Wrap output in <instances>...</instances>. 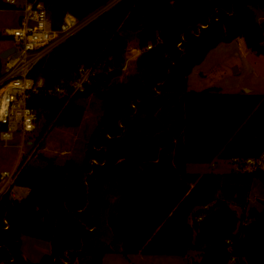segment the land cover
<instances>
[{"label": "trees", "instance_id": "trees-1", "mask_svg": "<svg viewBox=\"0 0 264 264\" xmlns=\"http://www.w3.org/2000/svg\"><path fill=\"white\" fill-rule=\"evenodd\" d=\"M39 1L54 28L65 12L83 19L108 6L28 73L51 88L67 85L80 65L92 66L83 91L68 97L40 90L27 105L43 129L78 127L84 114L78 101L90 96L101 114L81 161L38 154L39 164L19 169L14 185L26 193L8 191L0 201V263L102 264L114 251L177 257L193 251L192 264H228L231 257L232 264H264V200L245 216L219 197L227 193L245 205L254 177L264 187V170L187 171L264 150V93L187 87L194 66L220 43L242 38L264 54V21L253 11L264 0ZM0 9L15 6L0 0ZM132 37L139 54L124 72ZM2 40L13 38L0 29ZM217 207L228 214L226 228L207 238L197 217ZM22 236L47 241L49 252L28 260Z\"/></svg>", "mask_w": 264, "mask_h": 264}, {"label": "rangeland", "instance_id": "rangeland-1", "mask_svg": "<svg viewBox=\"0 0 264 264\" xmlns=\"http://www.w3.org/2000/svg\"><path fill=\"white\" fill-rule=\"evenodd\" d=\"M253 11L258 21H264V8L253 7ZM16 20L17 11L15 9H0L1 30L4 31V28L14 27ZM8 44L12 46L9 41H0V49ZM136 48V41L132 37L125 54L124 72L133 70L134 59L139 54L136 53ZM198 70H202V74H198ZM194 78L199 80L194 81ZM194 82L197 84H194ZM192 85L201 88L221 86V90L225 92L244 91V88H250L254 92L264 93V54L248 49L242 38H236L228 43H220L207 53L200 67L194 66L189 75L188 90L192 91ZM78 102L84 107L83 118L78 127H52L49 124L43 129L45 124L41 118L36 124V129L28 133L22 149L19 148L21 141L17 138L8 143L0 141V170H12L21 155L26 159L30 153H32V156L28 164L33 165L40 163L37 157L38 154L53 157L57 163H62L68 158L77 162L81 161L89 138L100 117L101 108L99 100L94 96ZM19 150H23L25 153H20ZM187 171L192 173L207 171H213L217 174L235 173L234 165L230 160H219L214 166L211 164H190L187 166ZM24 190H26L24 187L13 185L10 195L22 194ZM226 195L227 193H219V197L225 198L237 215L244 212L246 216L248 209H261V201L264 200V187L261 180L254 177L246 194L245 205L234 199L227 198ZM21 245L23 253L30 261L39 260L44 253L49 251V243L47 241L29 236H22ZM197 259L198 253L193 251L189 252L185 257L170 255L150 256L139 253L123 255L114 251L108 252L103 256L102 264H192V261Z\"/></svg>", "mask_w": 264, "mask_h": 264}, {"label": "built area", "instance_id": "built-area-1", "mask_svg": "<svg viewBox=\"0 0 264 264\" xmlns=\"http://www.w3.org/2000/svg\"><path fill=\"white\" fill-rule=\"evenodd\" d=\"M5 1L15 6L18 23L14 27L4 28L5 34L13 38L12 46L15 47V52L4 59L2 66L0 124L3 125V129L0 130V141L8 143L17 138L21 141L19 148L22 149L28 133L36 129L38 121L37 110L27 105L30 95L43 90L48 94L54 93L59 96L68 95L71 97L77 91H83L95 72L92 66L80 65L74 79L67 83L68 86L64 81H61L54 87L44 88V79L42 77L32 78L28 74L30 69L52 49L78 32L108 5L83 19H79L70 12H65L59 26L54 28L49 13L41 1ZM13 43L15 44L13 45ZM150 47L151 45H147L146 48ZM19 152L25 153L23 150H19ZM31 156L32 153L25 159L21 155L12 170H0V201L3 195L11 190L19 169L28 164ZM230 161L237 172L249 173L264 170V150L257 156L235 157ZM202 217L198 216L197 220L200 221ZM4 227L6 228L7 225ZM234 260V257H231L228 264H232Z\"/></svg>", "mask_w": 264, "mask_h": 264}, {"label": "water", "instance_id": "water-1", "mask_svg": "<svg viewBox=\"0 0 264 264\" xmlns=\"http://www.w3.org/2000/svg\"><path fill=\"white\" fill-rule=\"evenodd\" d=\"M14 52V46L6 48L0 52V58L5 59L12 55ZM244 92L249 93L251 92V90L245 88ZM225 192H227V189L225 190ZM251 212L254 214L257 211L252 209ZM227 218L228 214L223 208H214L210 212L204 214L203 217L200 219L198 225L199 232L205 235L207 238H213L215 237L218 231L225 230Z\"/></svg>", "mask_w": 264, "mask_h": 264}, {"label": "crops", "instance_id": "crops-1", "mask_svg": "<svg viewBox=\"0 0 264 264\" xmlns=\"http://www.w3.org/2000/svg\"><path fill=\"white\" fill-rule=\"evenodd\" d=\"M260 21V20H259ZM9 47H11V45H7V46H5V47H3V48H1L0 49V52L2 51V50H4V49H6V48H9ZM136 50V53L138 54L139 53V49L138 48H136L135 49ZM136 54V55H137ZM202 63V62H201ZM201 63L200 64H198V65H196V67H200L201 66ZM193 70V69H192ZM197 73L198 74H202V70H198L197 71ZM190 75V74H189ZM188 79H189V76H188ZM199 79L198 78H194V81H198ZM192 83V82H191ZM194 84H197V83H195L194 82ZM187 87H188V82H187ZM192 87V89L191 90H201V89H204L203 87L201 88V87H196V85H192L191 86ZM189 88V87H188ZM220 88H221V86H220ZM245 89V88H244ZM248 89H250V88H248ZM251 90V92H254L253 91V89H250ZM237 92H240V91H237ZM26 191L27 190H24V192L22 193V194H15V196L12 194L11 196H14V197H17V198H19V197H21V196H23L25 193H26ZM22 246V245H21ZM22 250V249H21ZM49 250H50V246H49ZM49 252V251H48ZM22 253H23V251H22ZM45 254V253H44ZM23 256L25 257V258H27L26 256H25V254L23 253ZM28 259V258H27ZM29 260V259H28Z\"/></svg>", "mask_w": 264, "mask_h": 264}]
</instances>
